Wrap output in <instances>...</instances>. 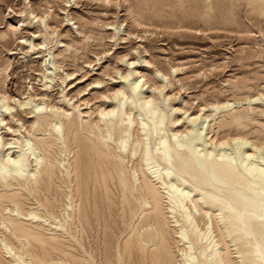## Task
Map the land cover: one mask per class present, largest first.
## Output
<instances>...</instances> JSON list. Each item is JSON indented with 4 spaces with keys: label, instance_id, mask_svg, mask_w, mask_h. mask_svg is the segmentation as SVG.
Here are the masks:
<instances>
[{
    "label": "rangeland",
    "instance_id": "obj_1",
    "mask_svg": "<svg viewBox=\"0 0 264 264\" xmlns=\"http://www.w3.org/2000/svg\"><path fill=\"white\" fill-rule=\"evenodd\" d=\"M133 81L142 84L140 100H128L124 109L141 118V98H152L165 112L169 137L199 133L196 143L212 147L210 138L233 137L240 130L231 122L243 119L239 126L251 142L264 139V0H0V93L13 107L9 114L0 103V144L10 142L5 152L15 155L26 138L43 139L48 146L40 154L56 164L50 184L35 187L28 179L0 186L7 195L0 220L17 207L41 215L43 232L56 231L63 242L45 264H68L70 255L83 264H124L123 242L142 210V176L128 158L123 166L113 163L106 176H75L71 136L66 143L52 138L29 112L43 102L72 115L75 107L83 121L95 123L100 109L117 110L123 97L116 93L132 94ZM26 100L31 103L21 108ZM224 148L236 152L232 141ZM254 230L264 250L263 218ZM5 234L0 225V238Z\"/></svg>",
    "mask_w": 264,
    "mask_h": 264
},
{
    "label": "bare ground",
    "instance_id": "obj_2",
    "mask_svg": "<svg viewBox=\"0 0 264 264\" xmlns=\"http://www.w3.org/2000/svg\"><path fill=\"white\" fill-rule=\"evenodd\" d=\"M141 86L140 82L133 81L132 94L116 93L115 97L118 94L123 97L118 100L117 110L100 109L95 123L83 121L75 107L72 115L43 102L34 104L29 112L39 118L42 129L49 128L52 138L66 143L71 136L76 146L75 176H106L113 163L123 166L126 158L136 160L142 176L137 187L142 210L138 224L123 242V263L264 264V250H258L254 230L257 220L264 219V154L259 156L260 163L253 160L264 149V139L259 136L251 142L239 126L243 119L231 122L240 130L233 137L217 143L210 138L212 147L196 143L199 133L172 131L169 137L165 112L152 98H141L138 114L141 118H134L132 112L124 109L128 100L133 105L140 100L136 96ZM8 99L5 93H0L1 107L11 114L13 107ZM30 103L31 100H26L18 105L23 108ZM200 117L201 114L192 120ZM203 118L206 120L207 116ZM192 127L203 128L200 123ZM35 139L32 142L26 138V148L15 155L13 151L5 152L12 148H4L10 142L0 144L3 147L0 186L6 189L13 185L11 180L20 185L28 179L35 187L41 182L50 184L56 164L40 154L48 143ZM228 141L234 144L235 153L224 148ZM110 143H114L115 156ZM30 159L34 163L31 172L28 171ZM68 167L69 164L64 168L67 173ZM6 196L1 193L0 200ZM127 207L131 210L129 202ZM199 209L202 213L196 216ZM9 212L5 220H0L8 233L0 238V264H45L51 259V252L63 245L56 231L49 235L43 232L39 224L41 215L24 214L18 207ZM22 216L28 218L22 219ZM11 238L20 247L13 245ZM22 248L37 259H26ZM69 260L68 264L84 262V258L75 255H70Z\"/></svg>",
    "mask_w": 264,
    "mask_h": 264
}]
</instances>
